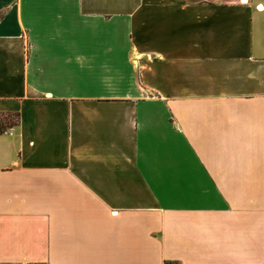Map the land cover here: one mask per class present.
Segmentation results:
<instances>
[{
    "label": "crops",
    "instance_id": "obj_1",
    "mask_svg": "<svg viewBox=\"0 0 264 264\" xmlns=\"http://www.w3.org/2000/svg\"><path fill=\"white\" fill-rule=\"evenodd\" d=\"M0 264H264V0H0Z\"/></svg>",
    "mask_w": 264,
    "mask_h": 264
}]
</instances>
